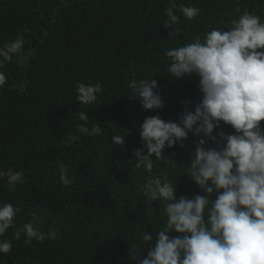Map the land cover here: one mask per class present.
Returning a JSON list of instances; mask_svg holds the SVG:
<instances>
[{
	"label": "trees",
	"instance_id": "16d2710c",
	"mask_svg": "<svg viewBox=\"0 0 264 264\" xmlns=\"http://www.w3.org/2000/svg\"><path fill=\"white\" fill-rule=\"evenodd\" d=\"M174 2L200 13L188 20L177 9L179 22L168 29L169 0H0V47L18 36L25 40L22 53L0 69L6 75L0 88V169L24 173L14 190L0 181V203L21 209L14 227L0 237L13 245L9 254H0V264H126L129 245H138L144 231L155 239L165 217L159 202L145 207L140 191L149 174L135 167L139 124L157 114L177 121L200 100L198 78L168 77L165 52L214 28L228 30L245 10L264 22V0ZM149 77L165 102L157 112L142 111L128 99L129 82ZM78 83L101 84L93 105L76 100ZM80 111L89 115V129L100 124L102 135L77 132L84 123ZM219 131L233 130L221 123L213 135ZM117 134L126 135L125 150L112 143ZM73 135L79 138L73 141ZM199 139L189 134L182 147L165 149L173 158L153 157L152 174L176 182L177 196L203 194L186 175ZM218 144V137L206 141L209 147ZM61 164L73 181L67 187ZM33 215L43 220L42 231L58 230L55 240L27 244L23 232L15 239Z\"/></svg>",
	"mask_w": 264,
	"mask_h": 264
},
{
	"label": "clouds",
	"instance_id": "9594fccd",
	"mask_svg": "<svg viewBox=\"0 0 264 264\" xmlns=\"http://www.w3.org/2000/svg\"><path fill=\"white\" fill-rule=\"evenodd\" d=\"M177 9L188 20L200 13L197 7L169 0L164 28L179 22ZM231 25L228 30L214 28L203 39L197 37L165 52L170 58L168 77L177 81L186 75L198 78L200 100L194 108L185 107L177 121L157 114L139 124L142 146L133 151V157L135 167L149 174L140 191L147 209L154 202L163 205L165 222L154 231L155 239L144 231L138 245H129L126 264H264V22L245 10ZM24 44L23 36H18L0 47V69L22 53ZM5 84L6 75L0 71V88ZM128 87V99L138 101L142 111L157 112L165 107L155 79H133ZM101 91L100 83H78L76 100L82 106L93 105ZM77 116L84 122L76 125L78 133L92 137L103 134L99 123L90 129L86 126V111ZM221 123L233 131L213 135ZM189 134L200 139L186 165V175L203 193L191 198L177 196L176 182L152 174L153 157L173 158L165 149L178 143L182 147ZM125 136L113 135L111 141L125 150ZM217 137V147L206 146L208 139L216 142ZM78 138L71 137L73 141ZM59 173L65 187L73 182L65 165L59 166ZM0 181L14 190L24 183V173L0 169ZM20 211L11 203H0V237L14 227ZM42 228L43 220L33 215L16 230L15 239H20L21 232L27 244L57 238L58 230L45 232ZM172 233L175 235L170 236ZM148 245L146 255H142ZM12 247L11 241L0 239V254H9Z\"/></svg>",
	"mask_w": 264,
	"mask_h": 264
}]
</instances>
